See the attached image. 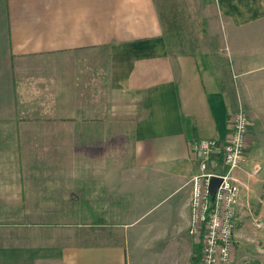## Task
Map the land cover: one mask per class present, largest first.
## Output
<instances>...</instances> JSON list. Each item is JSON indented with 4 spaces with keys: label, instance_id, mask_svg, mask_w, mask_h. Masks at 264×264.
<instances>
[{
    "label": "crops",
    "instance_id": "0c3cea01",
    "mask_svg": "<svg viewBox=\"0 0 264 264\" xmlns=\"http://www.w3.org/2000/svg\"><path fill=\"white\" fill-rule=\"evenodd\" d=\"M168 2L0 0V157L69 148L98 165L20 170L0 184V208L39 215L0 221V264H200L189 233L195 146L223 142L239 111L250 130L234 174L232 264H264V0H212L225 39L204 52L169 45ZM128 153L129 166H106ZM47 208L80 211H35Z\"/></svg>",
    "mask_w": 264,
    "mask_h": 264
},
{
    "label": "built area",
    "instance_id": "2783aa9c",
    "mask_svg": "<svg viewBox=\"0 0 264 264\" xmlns=\"http://www.w3.org/2000/svg\"><path fill=\"white\" fill-rule=\"evenodd\" d=\"M230 135L223 142L198 141L195 146L199 173L190 181L189 233L200 246V264H232L234 231L237 225L235 207L240 184L235 172L246 165L250 122L244 112H237L229 121ZM221 183L211 199L210 179ZM257 228L264 230V223Z\"/></svg>",
    "mask_w": 264,
    "mask_h": 264
},
{
    "label": "rangeland",
    "instance_id": "374dc122",
    "mask_svg": "<svg viewBox=\"0 0 264 264\" xmlns=\"http://www.w3.org/2000/svg\"><path fill=\"white\" fill-rule=\"evenodd\" d=\"M168 11L166 12V37L169 45L177 51L182 52H204L216 50L217 47L224 41V33L222 29V23L218 16L215 15V10L212 0H176V2L170 5L168 2ZM51 156H44V149L39 148H5L3 149L4 155L0 157V184L14 182L17 177L12 175L15 171L26 169H42V168H61V167H92L98 166L96 159H75L74 149H66V155L64 156L63 150L59 148H50ZM56 157H54V156ZM126 160H116L114 164L109 161L106 166H129V160L131 154H126ZM126 164V165H125ZM251 171V175L256 177L258 174ZM38 178L32 176L21 175L18 177L21 183L25 182V179ZM24 179V180H23ZM157 186V185H156ZM173 185H167L162 192V196L157 199V202L165 200L158 209V213L169 203L172 196L171 189ZM158 192V191H157ZM264 201V191L255 192V197ZM170 200V201H169ZM257 201V200H255ZM42 211L47 214H54L55 212H64L63 215L70 212L80 211V209H35V211ZM257 213H254V211ZM83 215L90 217L94 213V209L83 208ZM32 213V211H31ZM255 218L259 215V211L255 208L250 209ZM39 215L29 214V211L25 207L18 208H0V221L5 224L18 222L19 227L26 226L25 222L29 219H38ZM62 219V218H60ZM87 220V218H84ZM24 223V225H23ZM252 227L256 229L255 222L252 221Z\"/></svg>",
    "mask_w": 264,
    "mask_h": 264
},
{
    "label": "water",
    "instance_id": "95a60500",
    "mask_svg": "<svg viewBox=\"0 0 264 264\" xmlns=\"http://www.w3.org/2000/svg\"><path fill=\"white\" fill-rule=\"evenodd\" d=\"M220 183H221V180L218 179V178L212 177L210 179L209 186H208V191H209V194H210L212 200H213V198H214V196L216 194V191H217Z\"/></svg>",
    "mask_w": 264,
    "mask_h": 264
}]
</instances>
